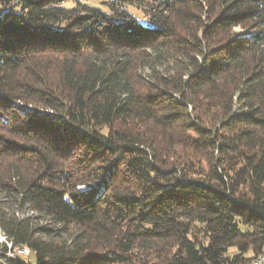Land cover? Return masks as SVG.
Segmentation results:
<instances>
[{"label":"trees","instance_id":"1","mask_svg":"<svg viewBox=\"0 0 264 264\" xmlns=\"http://www.w3.org/2000/svg\"><path fill=\"white\" fill-rule=\"evenodd\" d=\"M81 1L0 0L3 237L34 264L257 259L264 0Z\"/></svg>","mask_w":264,"mask_h":264},{"label":"rangeland","instance_id":"2","mask_svg":"<svg viewBox=\"0 0 264 264\" xmlns=\"http://www.w3.org/2000/svg\"><path fill=\"white\" fill-rule=\"evenodd\" d=\"M104 1H108V0H82L81 2H83L84 4H88V5H90V6H93V7H98V8H101V9H103L104 10V6H103V2ZM64 6H66V7H71L72 6V4H70V3H66ZM129 10V12L131 13V14H133V15H135L138 19H140V20H142L143 19V17H142V14L139 12V11H137V10H135V9H133V8H129L128 9ZM235 111H236V113L238 112V110H237V106H235ZM78 191H86L87 190V188H85V187H83V186H80V187H77L76 188ZM22 215H24V216H35V215H31V213L30 212H27V211H23L22 212V214L20 213V214H18V216H22ZM40 224H45V222L44 221H41L40 222ZM1 247H5L6 248V252H9L10 251V245H8V242L6 241V239L3 237V234L0 232V263H1V261H2V257H1ZM13 249V247H11V250ZM25 250H27L26 248H25ZM15 252H16V250H15ZM30 253V252H29ZM234 253V251L233 250H230L229 251V254L230 255H232ZM16 254H19L20 255V253L17 251L16 252ZM247 257H251V254H247L246 255ZM28 259H29V261H30V264H34V258H33V256L31 255V254H29L28 255ZM256 258H254V259H252L249 263H251V262H253V260H255ZM248 263V264H249Z\"/></svg>","mask_w":264,"mask_h":264},{"label":"built area","instance_id":"3","mask_svg":"<svg viewBox=\"0 0 264 264\" xmlns=\"http://www.w3.org/2000/svg\"><path fill=\"white\" fill-rule=\"evenodd\" d=\"M9 245V244H8ZM18 251L20 253L16 254V252ZM29 251L25 250V248H15L11 250V245H10V251L6 252L4 254L1 253L2 256L5 257V259H18L19 261H21L23 264H29L30 261L28 259V255H29ZM0 264H5L4 260L2 259ZM249 264H264V257H262V261L260 262H251Z\"/></svg>","mask_w":264,"mask_h":264},{"label":"bare ground","instance_id":"4","mask_svg":"<svg viewBox=\"0 0 264 264\" xmlns=\"http://www.w3.org/2000/svg\"><path fill=\"white\" fill-rule=\"evenodd\" d=\"M27 251H29V250L27 249ZM262 257H264V251H263V254L261 256H259L257 259L253 260V262H260V261H262Z\"/></svg>","mask_w":264,"mask_h":264}]
</instances>
